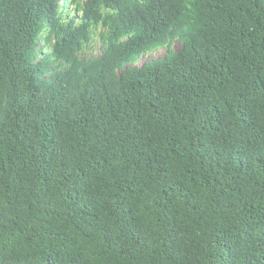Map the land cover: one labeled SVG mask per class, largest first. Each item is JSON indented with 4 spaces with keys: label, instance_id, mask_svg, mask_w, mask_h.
I'll return each mask as SVG.
<instances>
[{
    "label": "trees",
    "instance_id": "trees-1",
    "mask_svg": "<svg viewBox=\"0 0 264 264\" xmlns=\"http://www.w3.org/2000/svg\"><path fill=\"white\" fill-rule=\"evenodd\" d=\"M67 6L0 0V264H264V0Z\"/></svg>",
    "mask_w": 264,
    "mask_h": 264
},
{
    "label": "rangeland",
    "instance_id": "rangeland-1",
    "mask_svg": "<svg viewBox=\"0 0 264 264\" xmlns=\"http://www.w3.org/2000/svg\"><path fill=\"white\" fill-rule=\"evenodd\" d=\"M96 43H97V45L95 46L93 53L91 51L92 56H94V57H97V56L100 55V42H99V40H97ZM174 48L179 50L180 49V45L179 44H175ZM165 53H166V51H159L157 53H152V54H149V55H145L141 59L140 65L144 64V63H146V62H148V61H150L152 59H158V58L162 57Z\"/></svg>",
    "mask_w": 264,
    "mask_h": 264
},
{
    "label": "clouds",
    "instance_id": "clouds-1",
    "mask_svg": "<svg viewBox=\"0 0 264 264\" xmlns=\"http://www.w3.org/2000/svg\"><path fill=\"white\" fill-rule=\"evenodd\" d=\"M66 1H68V6H67V8H69V7H70V4H71V2H72V0H60V3L63 5L64 2H66ZM8 18H9V17H8ZM9 22H10V23H14V21L11 20L10 18H9ZM43 35H44V33H43ZM39 37H40V36H39ZM42 37H43V36H42ZM37 43L39 44V46H40L41 48H44V47H45V44L43 43V39H39V38H38V39H37ZM53 47H54V45L49 46V48L45 50V53L50 52L51 49H53ZM34 49H35V47H34V43H33V40H32V41L30 42V44H29L28 52H30V53H34Z\"/></svg>",
    "mask_w": 264,
    "mask_h": 264
}]
</instances>
